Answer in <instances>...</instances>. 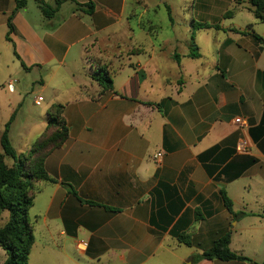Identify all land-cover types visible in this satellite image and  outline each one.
<instances>
[{
    "label": "crops",
    "instance_id": "obj_1",
    "mask_svg": "<svg viewBox=\"0 0 264 264\" xmlns=\"http://www.w3.org/2000/svg\"><path fill=\"white\" fill-rule=\"evenodd\" d=\"M24 1L0 0V71L20 66L46 94L43 133L58 106L69 132L44 160L54 182L36 184L29 264L263 263L264 23L247 11L193 59L192 35L162 40L138 0ZM24 134L20 154L38 141ZM227 234L251 261L202 258Z\"/></svg>",
    "mask_w": 264,
    "mask_h": 264
},
{
    "label": "trees",
    "instance_id": "obj_2",
    "mask_svg": "<svg viewBox=\"0 0 264 264\" xmlns=\"http://www.w3.org/2000/svg\"><path fill=\"white\" fill-rule=\"evenodd\" d=\"M62 3L64 2H57L54 9L50 8L51 11L47 6H43L45 17L50 18L51 14L58 11ZM249 3L255 18L264 23V0H250ZM18 4L21 8L25 5V1L18 0ZM93 12L94 7L91 6L88 13L93 14ZM168 13L172 22L170 9H168ZM192 26L196 30H221L220 24L208 25L194 22ZM9 28L12 30L11 24H9ZM192 40L194 41V35ZM198 51V47L193 43L190 58H199ZM174 58L179 60L178 55H175ZM92 79L97 81L103 90H113V81L107 75L97 73L92 76ZM62 109V106L53 108L48 117L47 130L24 154L16 151L10 138V128L15 120V115L5 125V131L0 139L2 149L0 154V215L9 212L10 217L6 225L0 227V247L7 255L4 264H29L35 244V230L29 219V212L34 205L36 184L40 181L54 182L45 170L44 160L49 153L60 148L69 137L67 124L60 116ZM224 203L228 211L233 214V204L225 194ZM185 243L190 244L188 241ZM230 244L231 235L227 234L218 240L210 250L205 251L202 258L225 262L251 261L243 255L234 253Z\"/></svg>",
    "mask_w": 264,
    "mask_h": 264
},
{
    "label": "rangeland",
    "instance_id": "obj_3",
    "mask_svg": "<svg viewBox=\"0 0 264 264\" xmlns=\"http://www.w3.org/2000/svg\"><path fill=\"white\" fill-rule=\"evenodd\" d=\"M143 5V9L148 12L144 16L143 24L150 31L159 30L162 40L173 38L175 35L181 38L194 35L198 49H208L212 47L210 43L212 35L216 34L215 29L196 30L193 23H206L208 25L220 24L230 26L232 23L240 24L251 12L250 0H138ZM133 2H136L133 0ZM137 4V3H136ZM168 9L171 11L172 20L176 21L175 28L172 29ZM142 11L139 9L138 14ZM252 13V12H251ZM253 14V13H252ZM254 15V14H253ZM235 16L236 19L234 18ZM225 18H231L230 20ZM234 18V21H233ZM153 21V25L148 21ZM153 25V26H152ZM190 29H189V27ZM188 30V31H187ZM164 38V39H163ZM32 77L25 74L23 69L11 67L9 70L0 71V124H3L2 131H5V124L10 121L9 101L20 104V110L11 127L10 138L14 147L22 146L29 142H20L25 137V130L30 131L33 142L43 133V123L46 121L45 105L47 99L41 106L36 105L39 97H46L40 93V86L32 85ZM14 82V91L8 89V84ZM18 104V105H19ZM1 147V145H0ZM8 219L10 214L5 212ZM0 227H3L0 226ZM2 250V249H1ZM0 258H6V252H0Z\"/></svg>",
    "mask_w": 264,
    "mask_h": 264
},
{
    "label": "built area",
    "instance_id": "obj_4",
    "mask_svg": "<svg viewBox=\"0 0 264 264\" xmlns=\"http://www.w3.org/2000/svg\"><path fill=\"white\" fill-rule=\"evenodd\" d=\"M8 89H9L11 92L15 90V89H14V82H10V83L8 84ZM41 102H42V98H38V100L36 101V104H37V105H40ZM236 124L239 125V126H243V120H241V119H237V120H236ZM237 150H238V152H241V153H245V152H247V151H248V144H247V142L243 141V142L238 146V149H237ZM163 156H164L163 153L160 152V153L156 154V155L154 156L153 159L155 160V162L160 163V161L163 159ZM81 245H82L83 248L87 247V244H86V243H82Z\"/></svg>",
    "mask_w": 264,
    "mask_h": 264
}]
</instances>
